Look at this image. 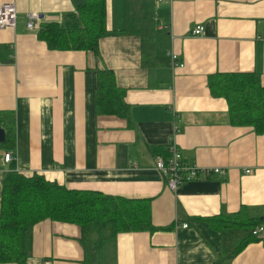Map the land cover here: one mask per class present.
Here are the masks:
<instances>
[{
    "label": "crops",
    "instance_id": "crops-1",
    "mask_svg": "<svg viewBox=\"0 0 264 264\" xmlns=\"http://www.w3.org/2000/svg\"><path fill=\"white\" fill-rule=\"evenodd\" d=\"M83 2L0 0L16 9L14 27L0 29V111L13 113L15 129L13 148L0 147V202L10 172L148 201L162 230L117 235L96 264H264V234L234 255L250 229L210 225L237 214L245 224L262 219L264 134L231 124L226 101L207 88L214 74H257L264 87V0H105L98 56L51 51L27 29L29 13L61 23ZM197 25L203 34L194 37ZM103 69L129 117L96 111ZM171 144L188 164L225 174H198L171 192L151 150ZM79 235L70 224L35 225L26 264H83Z\"/></svg>",
    "mask_w": 264,
    "mask_h": 264
},
{
    "label": "trees",
    "instance_id": "trees-1",
    "mask_svg": "<svg viewBox=\"0 0 264 264\" xmlns=\"http://www.w3.org/2000/svg\"><path fill=\"white\" fill-rule=\"evenodd\" d=\"M105 35V0H84L61 23H41L36 32L37 39L51 51H82L94 56H98L99 42ZM207 88L211 96L226 101L231 124L251 127L256 134H264V87L257 74L210 75ZM123 98L124 92L116 86L114 73L98 70L96 111L129 117V107ZM0 126L6 130V142L0 147L12 149L15 129L11 111H0ZM151 150L154 158L168 156L166 147ZM262 219L249 218L245 224L237 214L219 218L210 225L217 231L239 226L250 229L236 255L247 244L256 242L257 237L251 231L264 225V216ZM43 221L70 224L79 229L83 264H96L104 245L119 234L162 230L152 225L146 200L69 190L43 175L10 172L3 178L1 192L0 264H26L28 234Z\"/></svg>",
    "mask_w": 264,
    "mask_h": 264
},
{
    "label": "built area",
    "instance_id": "built-area-1",
    "mask_svg": "<svg viewBox=\"0 0 264 264\" xmlns=\"http://www.w3.org/2000/svg\"><path fill=\"white\" fill-rule=\"evenodd\" d=\"M162 1V0H158ZM16 18V9L13 3H5L0 7V29L4 28H13L15 25ZM27 29L29 31L37 30L39 27V15L36 13H29L27 15ZM203 34V27L197 25L195 29L192 31V35L194 37L201 36ZM264 39V37H263ZM171 64L174 67H182L183 64L181 62H177V56L172 53L170 55ZM167 154L166 158L158 155L154 158V167L155 170L161 175V177L165 180L167 188L171 192H176L178 188L189 181L194 180L198 174L202 177H206L211 173L214 174H225L224 170H220L217 168L214 169H200L195 165H190L185 162L181 150L174 144L167 146ZM11 159V154L6 153L4 155V161L9 162ZM246 174H250V171H245ZM262 215L264 216V208L262 209ZM184 228L187 225H183ZM252 236H260L264 234V225H260L259 227L253 229L251 231Z\"/></svg>",
    "mask_w": 264,
    "mask_h": 264
},
{
    "label": "water",
    "instance_id": "water-1",
    "mask_svg": "<svg viewBox=\"0 0 264 264\" xmlns=\"http://www.w3.org/2000/svg\"><path fill=\"white\" fill-rule=\"evenodd\" d=\"M6 142V130L0 126V144Z\"/></svg>",
    "mask_w": 264,
    "mask_h": 264
}]
</instances>
